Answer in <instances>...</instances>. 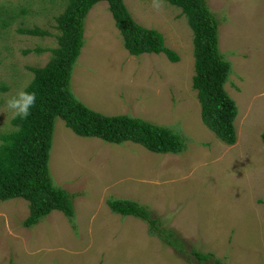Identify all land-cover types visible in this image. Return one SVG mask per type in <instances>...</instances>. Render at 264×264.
Instances as JSON below:
<instances>
[{"label":"rangeland","instance_id":"rangeland-1","mask_svg":"<svg viewBox=\"0 0 264 264\" xmlns=\"http://www.w3.org/2000/svg\"><path fill=\"white\" fill-rule=\"evenodd\" d=\"M48 1L0 0V21L9 22L0 23V134L12 130L7 99L33 81L29 67L51 59L35 50L57 46L55 16L69 0ZM206 1L231 63L224 87L238 107L236 143L227 145L203 123L192 87L193 31L180 9L125 0L139 24L164 33L181 58L174 63L163 54L131 55L108 3L100 2L85 20L72 91L99 113L169 128L185 149L157 154L133 142L84 138L57 118L49 168L56 186L73 195L74 222L54 211L28 229L29 203L0 200V264H264V0ZM35 26L53 36L19 32ZM113 198L149 206L182 250L151 234L146 222L114 213L107 204ZM198 254L211 257L201 262Z\"/></svg>","mask_w":264,"mask_h":264},{"label":"trees","instance_id":"trees-1","mask_svg":"<svg viewBox=\"0 0 264 264\" xmlns=\"http://www.w3.org/2000/svg\"><path fill=\"white\" fill-rule=\"evenodd\" d=\"M163 1L180 9L193 31L195 71L192 87L202 106L203 123L223 142L233 146L237 141L235 120L238 107L224 87L231 73V63L219 48L220 22L206 0ZM100 2L108 3L124 47L131 55L163 54L171 62L181 60L178 52L166 44L164 33L135 20L125 0L67 1L64 11L55 16L57 25L54 28L59 31L55 35L56 48L38 47L35 50L38 54L51 52L49 63L43 68L29 67L34 79L26 91L36 93L30 115L26 119L13 117L12 130L0 134V200L21 198L29 203V215L23 221V226L28 229L54 211L62 212L71 223L74 222L73 195L56 186L49 168L57 118L64 120L75 134L85 138H98L118 145L133 142L157 154H179L185 149L181 136L167 127L138 117L99 113L74 95L71 81L84 46L85 20ZM22 12L26 13L25 10ZM0 23L3 26L9 24L6 19ZM19 32L40 38L53 36L49 30L38 26L19 29ZM262 138L264 141V133ZM107 204L116 214L143 220L150 227L151 234L156 232L166 245L182 250V241L177 234L152 218L144 204L121 198L108 199ZM197 256L201 262L211 257L210 254Z\"/></svg>","mask_w":264,"mask_h":264},{"label":"clouds","instance_id":"clouds-1","mask_svg":"<svg viewBox=\"0 0 264 264\" xmlns=\"http://www.w3.org/2000/svg\"><path fill=\"white\" fill-rule=\"evenodd\" d=\"M152 7L156 11L162 10V8H163L162 0H153ZM35 102H36V93L35 92L29 93V92L21 89V90L17 91L14 96H11L10 98L7 99L6 106L9 110H11L14 117L26 119L30 115V109L35 105ZM137 202H140V203L145 205V203H143L139 200H137ZM145 206L150 209L149 206H147V205H145Z\"/></svg>","mask_w":264,"mask_h":264}]
</instances>
